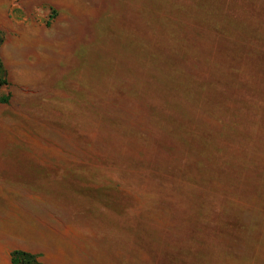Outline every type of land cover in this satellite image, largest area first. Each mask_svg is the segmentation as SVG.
I'll return each mask as SVG.
<instances>
[{"label":"rangeland","instance_id":"rangeland-1","mask_svg":"<svg viewBox=\"0 0 264 264\" xmlns=\"http://www.w3.org/2000/svg\"><path fill=\"white\" fill-rule=\"evenodd\" d=\"M0 264H264V0H0Z\"/></svg>","mask_w":264,"mask_h":264},{"label":"trees","instance_id":"trees-1","mask_svg":"<svg viewBox=\"0 0 264 264\" xmlns=\"http://www.w3.org/2000/svg\"><path fill=\"white\" fill-rule=\"evenodd\" d=\"M0 42H1V37H0ZM6 84L7 81L4 74V68L2 66V61L0 59V88ZM7 101H8V97L2 96L0 94V102H7ZM38 258L39 255L24 250H14L11 253L12 264H40Z\"/></svg>","mask_w":264,"mask_h":264}]
</instances>
